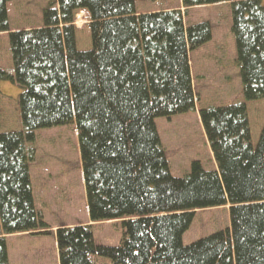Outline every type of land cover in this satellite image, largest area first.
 <instances>
[{"label": "trees", "instance_id": "obj_1", "mask_svg": "<svg viewBox=\"0 0 264 264\" xmlns=\"http://www.w3.org/2000/svg\"><path fill=\"white\" fill-rule=\"evenodd\" d=\"M8 32L22 88V130L0 133V264L7 236L54 234L59 264H264V126L257 143L247 101L264 99V0H182L186 9L230 4L244 101L200 108L215 165L193 160L175 176L156 120L196 110L190 54L213 38L180 9L138 13L137 0H51L42 26ZM231 1V2H230ZM90 15L92 48L79 50L76 16ZM75 126L91 222L119 220L117 246L96 242L93 224L52 233L36 205L31 166L37 131ZM230 225L190 244L197 210L228 206Z\"/></svg>", "mask_w": 264, "mask_h": 264}, {"label": "rangeland", "instance_id": "obj_2", "mask_svg": "<svg viewBox=\"0 0 264 264\" xmlns=\"http://www.w3.org/2000/svg\"><path fill=\"white\" fill-rule=\"evenodd\" d=\"M50 1L12 0L9 3L11 26L17 30L42 26L43 9ZM169 7L183 11L185 22L189 25L209 21L213 31L212 40L190 54L198 97L196 110L156 120L172 173L183 176L189 171L193 160L202 161L207 169H213L215 162L200 118V108L209 104L221 106L237 103L243 101L244 96L229 2L186 9L182 0H137V8L141 11L166 10ZM89 23L90 15L80 10L75 22L79 50L92 48ZM0 65L13 72L9 36H0ZM21 92L18 84L10 80L1 82L0 133L22 130L18 103ZM247 107L252 139L257 143L264 126V99L247 101ZM36 134L37 158L31 166L32 185L36 202L47 198L48 212H45L47 218L44 219L48 221L50 230L53 229V233L58 226L89 221L75 126L40 129ZM230 222L229 205L197 210L191 227L184 234V244L226 229ZM92 224L97 243L120 244L121 221ZM7 241L10 264H59L54 234L20 233L7 236Z\"/></svg>", "mask_w": 264, "mask_h": 264}, {"label": "crops", "instance_id": "obj_3", "mask_svg": "<svg viewBox=\"0 0 264 264\" xmlns=\"http://www.w3.org/2000/svg\"><path fill=\"white\" fill-rule=\"evenodd\" d=\"M169 9H172L171 7H169V8H167L166 10H169ZM137 10H138V8H137ZM156 11H159L158 9L157 10H154V9H150V10H145V9H142V11L141 10H138V13L140 14V13H147V12H156ZM9 15H10V8H9ZM10 17H11V15H10ZM11 21V20H10ZM11 29L12 30H17V29H15V28H13L12 26H11ZM26 29V28H25ZM0 36H8V32H2V33H0ZM1 66V65H0ZM2 67V66H1ZM244 101V100H243ZM238 102H241V101H238ZM214 165H215V162H214ZM42 177H44V176H41V178ZM40 178V179H41ZM43 180V179H42ZM41 183V182H40ZM84 184H85V182H84ZM85 191H86V188H85ZM86 193V192H85ZM35 198H36V195H35ZM36 201H37V199H36ZM86 201H87V197H86ZM46 203H47V198H44L43 197V199L42 200H39V202H36V205H37V207H38V209L42 212V214H43V216H44V218L46 219L47 218V215L45 214V212H48V206H46ZM41 204V205H40ZM51 204V203H50ZM53 204V203H52ZM40 205V206H39ZM55 207H57V206H55ZM87 211H88V203H87ZM88 213H89V211H88ZM47 221V220H46ZM47 223H48V221H47ZM93 222H91V220H89V221H87V222H85V223H83V224H92ZM67 226H72V225H67ZM59 227V226H58ZM57 227V228H58ZM57 228H55V229H57ZM53 230V229H52ZM56 231V230H55ZM54 231V232H55Z\"/></svg>", "mask_w": 264, "mask_h": 264}]
</instances>
